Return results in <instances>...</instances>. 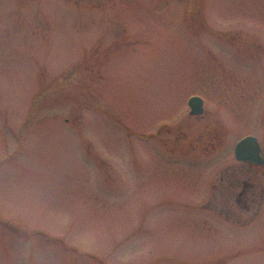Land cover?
I'll return each mask as SVG.
<instances>
[{"label": "rangeland", "instance_id": "rangeland-1", "mask_svg": "<svg viewBox=\"0 0 264 264\" xmlns=\"http://www.w3.org/2000/svg\"><path fill=\"white\" fill-rule=\"evenodd\" d=\"M248 135L264 0H0V264H264Z\"/></svg>", "mask_w": 264, "mask_h": 264}, {"label": "water", "instance_id": "water-1", "mask_svg": "<svg viewBox=\"0 0 264 264\" xmlns=\"http://www.w3.org/2000/svg\"><path fill=\"white\" fill-rule=\"evenodd\" d=\"M191 106V115L201 114V101L198 99H192L189 102ZM235 156L237 160L247 162L257 166H264V159L260 154L259 146L255 139L248 138L242 141L237 147Z\"/></svg>", "mask_w": 264, "mask_h": 264}, {"label": "flooded vegetation", "instance_id": "flooded-vegetation-1", "mask_svg": "<svg viewBox=\"0 0 264 264\" xmlns=\"http://www.w3.org/2000/svg\"><path fill=\"white\" fill-rule=\"evenodd\" d=\"M244 165H246V164H244ZM247 166H249V165H247ZM250 167H252V166H250ZM255 169H257V168H255ZM260 170V169H259Z\"/></svg>", "mask_w": 264, "mask_h": 264}]
</instances>
